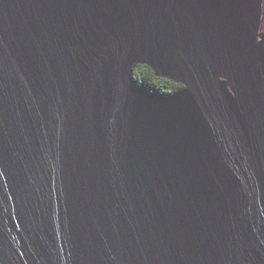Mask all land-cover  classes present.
I'll return each mask as SVG.
<instances>
[{
  "label": "water",
  "instance_id": "95a60500",
  "mask_svg": "<svg viewBox=\"0 0 264 264\" xmlns=\"http://www.w3.org/2000/svg\"><path fill=\"white\" fill-rule=\"evenodd\" d=\"M0 264H264V0H0Z\"/></svg>",
  "mask_w": 264,
  "mask_h": 264
},
{
  "label": "trees",
  "instance_id": "16d2710c",
  "mask_svg": "<svg viewBox=\"0 0 264 264\" xmlns=\"http://www.w3.org/2000/svg\"><path fill=\"white\" fill-rule=\"evenodd\" d=\"M135 80L140 88L158 94L169 95L180 91L183 87L176 85L166 79L158 78L155 73L147 66H139L135 70Z\"/></svg>",
  "mask_w": 264,
  "mask_h": 264
},
{
  "label": "bare ground",
  "instance_id": "6f19581e",
  "mask_svg": "<svg viewBox=\"0 0 264 264\" xmlns=\"http://www.w3.org/2000/svg\"><path fill=\"white\" fill-rule=\"evenodd\" d=\"M142 89V88H141Z\"/></svg>",
  "mask_w": 264,
  "mask_h": 264
}]
</instances>
